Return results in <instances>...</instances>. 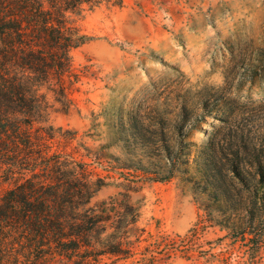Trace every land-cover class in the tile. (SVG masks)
<instances>
[{"label":"rangeland","instance_id":"374dc122","mask_svg":"<svg viewBox=\"0 0 264 264\" xmlns=\"http://www.w3.org/2000/svg\"><path fill=\"white\" fill-rule=\"evenodd\" d=\"M68 16L87 41L62 82L36 77L31 146L17 139L0 200L85 169L86 207L109 217L94 264H237L241 233L264 226V0H111Z\"/></svg>","mask_w":264,"mask_h":264},{"label":"trees","instance_id":"16d2710c","mask_svg":"<svg viewBox=\"0 0 264 264\" xmlns=\"http://www.w3.org/2000/svg\"><path fill=\"white\" fill-rule=\"evenodd\" d=\"M110 1L49 0L45 5L40 0H0V170L8 176L11 172L16 178L12 163L5 161L18 147L17 139L24 137L23 143L31 146L29 126L33 121L28 118L34 117L30 115L37 93L33 89L36 77L50 79L57 72L62 82V73L71 65V50L87 41L68 14ZM217 165V161H205L204 170L221 189ZM53 166L50 163L45 170L56 172ZM84 172L78 174L76 184L66 178H27L5 191L0 200V264H94L97 242L93 233L98 223L109 217L86 207L96 189ZM234 172L240 174L238 167ZM258 174L261 194L257 193L263 204V170ZM241 234L242 238L252 237L237 264H260L264 243L258 237L264 239V226L257 235L250 229Z\"/></svg>","mask_w":264,"mask_h":264}]
</instances>
